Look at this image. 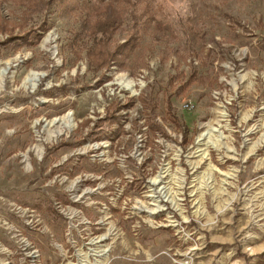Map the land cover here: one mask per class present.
Listing matches in <instances>:
<instances>
[{"label": "rangeland", "instance_id": "1", "mask_svg": "<svg viewBox=\"0 0 264 264\" xmlns=\"http://www.w3.org/2000/svg\"><path fill=\"white\" fill-rule=\"evenodd\" d=\"M41 1L0 0V264H264V0H143L165 29L101 72Z\"/></svg>", "mask_w": 264, "mask_h": 264}, {"label": "trees", "instance_id": "2", "mask_svg": "<svg viewBox=\"0 0 264 264\" xmlns=\"http://www.w3.org/2000/svg\"><path fill=\"white\" fill-rule=\"evenodd\" d=\"M29 7L27 16H31L40 10L41 2L38 0H27ZM65 5L68 12L76 10L84 14L80 30L75 33V40L87 44V58L89 66L96 72L111 67L122 65L124 57L136 48L140 33L154 24L155 27L165 29L148 9H142L143 0H59ZM44 8L52 2H45ZM130 20L131 31L128 40L124 45H117L114 36L124 24ZM157 28V29H158ZM159 30V29H158ZM167 34V32H163ZM31 34L25 37H10L2 45L19 46L24 42L26 45H33L36 39H30ZM98 139V132L96 137ZM49 205V204H47ZM51 208L47 206V210Z\"/></svg>", "mask_w": 264, "mask_h": 264}, {"label": "bare ground", "instance_id": "3", "mask_svg": "<svg viewBox=\"0 0 264 264\" xmlns=\"http://www.w3.org/2000/svg\"><path fill=\"white\" fill-rule=\"evenodd\" d=\"M39 80V76L38 74L36 73H32L30 75V77H28L27 79V82L31 85H36V82ZM129 90H133L132 89V84L131 83H125L124 84ZM221 115L223 117H226V112L225 111H222L221 112ZM55 125H58L57 127V131L54 133L56 135H63L64 134V130H72L74 128V123H73V118L68 115V116H65V117H61V118H56L54 119L53 121L49 122L47 124V127H51V126H55ZM215 132H219L217 129L215 128H211L208 132H205V133H202L201 136H200V139L199 141H204V140H208L210 138V136L212 135V133H215ZM52 134V133H51ZM50 135V133H49ZM53 135V134H52ZM154 198H156L155 196H152ZM158 200V199H157ZM156 202H159L157 201ZM161 262V261H160Z\"/></svg>", "mask_w": 264, "mask_h": 264}, {"label": "built area", "instance_id": "4", "mask_svg": "<svg viewBox=\"0 0 264 264\" xmlns=\"http://www.w3.org/2000/svg\"><path fill=\"white\" fill-rule=\"evenodd\" d=\"M7 205L9 206L8 207L9 211L17 218V220L24 222L30 228L35 227L36 222H37V219H36L37 212L35 209L26 207L16 202H7ZM32 218L34 221L32 220ZM2 222L3 224H7V220L3 219ZM17 231L19 232V230ZM17 236H20V232L14 235V237H17Z\"/></svg>", "mask_w": 264, "mask_h": 264}]
</instances>
